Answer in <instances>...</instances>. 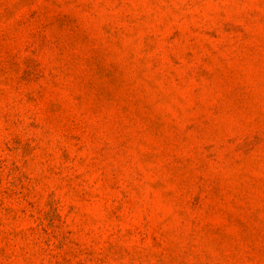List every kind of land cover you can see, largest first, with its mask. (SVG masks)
I'll use <instances>...</instances> for the list:
<instances>
[{
  "label": "rangeland",
  "instance_id": "rangeland-1",
  "mask_svg": "<svg viewBox=\"0 0 264 264\" xmlns=\"http://www.w3.org/2000/svg\"><path fill=\"white\" fill-rule=\"evenodd\" d=\"M0 264H264V0H0Z\"/></svg>",
  "mask_w": 264,
  "mask_h": 264
}]
</instances>
